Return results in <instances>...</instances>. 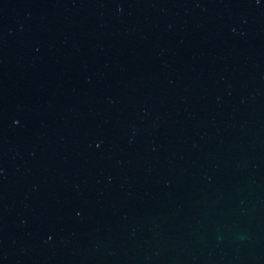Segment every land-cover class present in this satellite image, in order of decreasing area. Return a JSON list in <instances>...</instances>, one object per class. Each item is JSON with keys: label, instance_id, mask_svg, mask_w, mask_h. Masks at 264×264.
<instances>
[{"label": "water", "instance_id": "1", "mask_svg": "<svg viewBox=\"0 0 264 264\" xmlns=\"http://www.w3.org/2000/svg\"><path fill=\"white\" fill-rule=\"evenodd\" d=\"M0 264H264V0H0Z\"/></svg>", "mask_w": 264, "mask_h": 264}]
</instances>
